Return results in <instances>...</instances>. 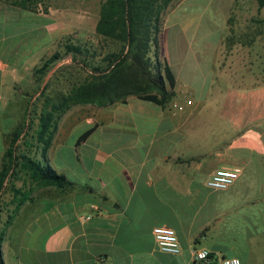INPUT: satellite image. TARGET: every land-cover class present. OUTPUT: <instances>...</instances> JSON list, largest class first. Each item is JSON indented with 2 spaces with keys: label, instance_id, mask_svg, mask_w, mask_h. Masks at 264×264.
I'll return each instance as SVG.
<instances>
[{
  "label": "crops",
  "instance_id": "crops-1",
  "mask_svg": "<svg viewBox=\"0 0 264 264\" xmlns=\"http://www.w3.org/2000/svg\"><path fill=\"white\" fill-rule=\"evenodd\" d=\"M165 29L172 44L167 52ZM28 30L13 32L0 55V170L17 123L9 110L19 104L17 83L33 74L24 66L30 65L33 46L29 35L21 36ZM222 34L223 24L209 18L161 22L160 54L175 79L170 102L157 106L131 96L104 107L78 104L57 119L46 157L71 185L33 182L21 189L28 198L8 225L26 210L24 226L46 224L41 248L33 253L38 264H101V255L108 264H199L193 259L199 247L210 250L209 264L223 257L264 264V77L253 71L235 77L214 73ZM34 39L37 45L46 41L44 35ZM186 69L201 79L200 86L182 75ZM185 86L194 89L195 103L177 110L178 91ZM34 134L21 140L22 133L15 152L41 160L42 144ZM65 148L76 162L59 167L54 157ZM221 167L237 169V179L225 189L208 188L206 179ZM157 225L176 231L181 252L157 248ZM2 230L0 250L9 264Z\"/></svg>",
  "mask_w": 264,
  "mask_h": 264
},
{
  "label": "rangeland",
  "instance_id": "rangeland-1",
  "mask_svg": "<svg viewBox=\"0 0 264 264\" xmlns=\"http://www.w3.org/2000/svg\"><path fill=\"white\" fill-rule=\"evenodd\" d=\"M14 1L0 0V22H3L0 33L1 31L11 33L16 27L19 7L12 3ZM101 1L33 0L28 3L27 10L44 14L53 21L43 27L32 28L21 33V36L29 35L30 44L33 45L30 46L32 53L28 52L31 57L30 65H27L26 61L24 65L27 69L30 68V72L33 71V74L23 76L24 82L17 83L16 92L19 104L18 107L9 109L17 121L16 126H20L23 130L21 140L33 132L36 133L37 118L43 102L57 92L67 90L72 82L86 74V71L71 61L70 55H64L63 58L57 60L43 75L36 73L34 68L56 51L63 54L66 43H86L97 48L101 55L116 47L115 43L103 39L94 30ZM204 4L207 5L204 6ZM212 5L214 8H211ZM207 7L213 12L216 22L223 24V34L215 49L214 73L218 76L231 75L235 77L236 74L253 71L260 74L259 78L264 77V7L258 9L255 0H174L162 13L161 22L175 20L176 22H198L200 19L204 22L208 17L199 11L204 8L206 10ZM209 13L210 11L207 15ZM202 31L201 29L200 32ZM43 35L46 41L37 45L38 43L34 40L38 39L34 38ZM198 36L195 40L198 39ZM162 40L163 49L167 52L172 45L167 29L163 31ZM200 41L196 42L198 46ZM23 53L27 52L23 50ZM182 75L193 85H201V79L189 69L184 70ZM28 79H31L29 86L27 85ZM43 86L45 87L43 88ZM76 108L77 106L73 105L69 109ZM76 134L68 139L69 143L76 137ZM34 135L36 136V134ZM25 139L28 140V138ZM30 140L31 144H35L32 139ZM54 162L62 167L76 161L72 160L71 154L65 148L54 157ZM29 185L32 188L34 183L29 179L27 173L13 171L0 190V212H2L0 228H3L7 235L5 245L7 247L9 245V253L6 258L9 259V264H16L17 257L19 261L38 264L39 261L33 257V253L41 248L47 232V226L41 220L29 228L24 226V223L27 222V219L24 218L27 216V210L24 211L25 207H22V212H24L20 221L12 222L11 226H8L19 209L16 205L19 196L14 195V190L17 188L27 189Z\"/></svg>",
  "mask_w": 264,
  "mask_h": 264
},
{
  "label": "trees",
  "instance_id": "trees-1",
  "mask_svg": "<svg viewBox=\"0 0 264 264\" xmlns=\"http://www.w3.org/2000/svg\"><path fill=\"white\" fill-rule=\"evenodd\" d=\"M31 1L33 0L12 2L19 7L14 33L52 23L50 17L26 9ZM173 1L102 0L94 30L103 39L115 43L116 47L101 55L97 48L86 43H66L63 54L56 51L34 68L36 73L43 75L57 60L64 55H70L71 61L86 71V74L72 82L67 90L59 91L43 102L37 118L35 136V141L42 144L41 160L28 154H17L16 142L23 130L16 126L11 132L0 170V190L13 171H24L32 182L40 185H53L57 188L71 185L64 174L58 173L48 163L46 148L55 132L57 119L73 105L92 104L104 107L115 102L124 103L128 97L133 96L157 106H164L173 99L175 79L166 59L160 54L159 45L162 13ZM255 2L258 9L264 7V0ZM200 12L216 22L208 7L206 10L200 9ZM1 23L3 22H0V27ZM13 32L1 31L0 55ZM90 131H84L78 142L84 140ZM14 195L19 196L17 207L28 198V194L22 192L21 188L15 189ZM2 238L3 232L0 233V243ZM0 264H5L1 250Z\"/></svg>",
  "mask_w": 264,
  "mask_h": 264
},
{
  "label": "built area",
  "instance_id": "built-area-1",
  "mask_svg": "<svg viewBox=\"0 0 264 264\" xmlns=\"http://www.w3.org/2000/svg\"><path fill=\"white\" fill-rule=\"evenodd\" d=\"M180 102L175 103L177 110H183L185 107H191L195 103L194 91L191 87H182L178 91ZM238 177V170L232 168L221 167L215 169L206 179L205 185L213 190H221L230 186ZM89 217V216H87ZM154 241L159 250L163 252L177 254L181 252V244L179 242L176 231L167 225H157L152 228ZM211 252L205 247L195 248L193 250V259L199 264H209ZM101 264H108L105 256H99ZM220 264H241L238 257H223Z\"/></svg>",
  "mask_w": 264,
  "mask_h": 264
}]
</instances>
